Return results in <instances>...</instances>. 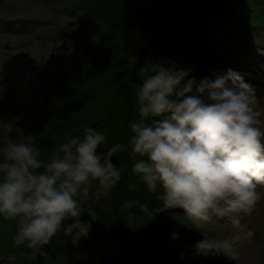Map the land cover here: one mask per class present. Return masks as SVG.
Instances as JSON below:
<instances>
[{
    "label": "clouds",
    "instance_id": "clouds-1",
    "mask_svg": "<svg viewBox=\"0 0 264 264\" xmlns=\"http://www.w3.org/2000/svg\"><path fill=\"white\" fill-rule=\"evenodd\" d=\"M213 75L185 79L188 70L174 61L146 60L136 72L138 119L129 122L127 144L115 143L103 152L98 148L106 135L86 126L82 136H68L43 160L33 135L0 122L6 136L14 131L20 136L0 145V215L18 222L14 245L46 255L44 247L58 233L74 246L87 238L91 221L80 219L83 205L118 185L121 171L111 162L118 152L129 153L132 172L149 192L159 186L160 211L181 209L201 226L214 216L251 213L264 198L258 191L264 185V113L257 110L254 87L238 72ZM252 236L249 230L247 237ZM172 238H178L175 232ZM227 247V241L206 238L195 244L204 255L226 254Z\"/></svg>",
    "mask_w": 264,
    "mask_h": 264
},
{
    "label": "rangeland",
    "instance_id": "rangeland-1",
    "mask_svg": "<svg viewBox=\"0 0 264 264\" xmlns=\"http://www.w3.org/2000/svg\"><path fill=\"white\" fill-rule=\"evenodd\" d=\"M0 1H2L0 4L3 5L0 9L2 12L7 13V9L23 14V17L21 15L13 18L4 15L3 18L0 17V122H10L13 125L12 120H14L13 126L24 135H28L30 124L35 119L33 113H36L35 116L40 114V117L45 119L49 116V109L54 107L55 102L60 101L57 95L46 93V90L41 86V83L46 79L42 70L51 69L58 63L59 70L69 69L78 64L77 60L82 59L83 56L89 62L88 70L91 65V68L94 66L96 69L94 75L89 79L91 80L90 84L96 90L90 98L96 99V102L103 98L102 101L104 100L108 105L111 103L108 108L114 112L115 117L110 118V122L122 117L127 111V102L122 98L119 102L120 95L112 91L113 88L115 89V83L118 82L116 80L118 75H112L110 78V70L101 69L98 66L99 61L97 60V62L92 55L87 58L89 52L87 53V47L83 43L84 35L85 40L93 37L90 33L97 29V23L89 21L83 24L81 22L72 23L68 10H63L64 7L70 5L72 0ZM247 1L252 6L250 0ZM38 7H40V12L36 17L34 8ZM252 8L255 9V13L252 12L245 17L239 13V16L246 21H262L264 11L259 7L252 6ZM260 23L262 25H252L253 23H251L253 32H257V37L252 42L253 48L256 47L257 51H262L260 47H264V23ZM241 30L244 32L233 27L230 31L236 38L251 34L246 28ZM228 41L229 39L223 41L221 52L222 49L227 48ZM237 44L238 46L242 45L238 39ZM252 57L255 61L261 59L256 51ZM248 64L252 67L250 63ZM51 70L54 72V68ZM252 71H255L254 67H252ZM241 72L242 70H239L238 73ZM29 83L34 84L31 86ZM259 83L249 84L255 89L257 110L264 113L262 97L264 86ZM136 84H139V80H136ZM136 88L132 87L129 93L131 94V90H136ZM131 95L128 98L129 101L135 98V92L133 97ZM73 103L74 101L68 102L69 105ZM100 108L95 102H92L88 110L78 107V105L73 108L68 119L78 125L79 131L74 135L82 136L84 127L97 124L92 117H95L96 114L97 117L99 116ZM261 119L264 120V115L261 116ZM113 123L110 126L102 124L101 129H97L106 135V142L117 141L119 132L115 130L117 127ZM4 131L5 129L0 127V145L9 140L18 141L20 139L17 131L11 133L10 136H6ZM44 134L41 132L34 136L35 146L40 145L39 140ZM31 135L33 134L31 133ZM106 142L100 147L105 148ZM38 148L41 149L40 158L47 160L51 151L48 152L42 146H38ZM97 187V183L93 181L92 191L95 192ZM157 191L160 194L159 186ZM157 194L158 192H149L145 189V185L140 181H135L120 188L115 187L114 201L110 200V195L104 196L103 194L100 197L101 200L99 199L100 202L95 198L88 200L83 205L85 211L80 219L91 221V229L88 237L81 238L78 242L81 251L61 232L56 234L54 241L44 247L43 251L46 255L34 253L30 249V252L24 256L22 248L13 244V221L1 219L0 216V256L6 262L2 261L0 264H112L113 262L119 264H264V231L259 233L261 232L259 228L262 227L264 230V220L257 221L253 212L234 214L232 218L214 216L211 222L201 226L189 219L180 209L156 215L152 210L143 213L136 209L135 216L129 212V207L124 206L125 201H135L141 205L147 202L150 206H155L153 208L156 210L162 209L163 205L157 199ZM151 196L155 197L154 203L151 202ZM112 203L113 206L115 204L116 209L113 214L115 218L113 217L110 223L92 219L87 212L89 205L107 210L111 208ZM262 211L264 212V207ZM261 215L264 218V214ZM234 221H238V223ZM155 222L164 223L165 227H170L173 232L157 238L155 236L157 232L151 227ZM16 226L17 234L18 222H16ZM249 230L253 232L250 239L247 237ZM174 232L178 236L177 239L172 238ZM204 238L212 241H227L229 247L223 249L226 254L222 252L207 255L198 254L195 244ZM176 248H180V251L176 252ZM169 260L171 261L169 262Z\"/></svg>",
    "mask_w": 264,
    "mask_h": 264
},
{
    "label": "trees",
    "instance_id": "trees-1",
    "mask_svg": "<svg viewBox=\"0 0 264 264\" xmlns=\"http://www.w3.org/2000/svg\"><path fill=\"white\" fill-rule=\"evenodd\" d=\"M84 1L87 2L88 0ZM89 1L87 17L95 13V16L102 22V27H100L98 36L94 35V39L88 38L85 42L89 51L87 58L92 55L96 61H99L98 66L101 69L110 70L111 73L108 71L110 78L112 75H118L116 79L118 82L115 83V89L113 88L112 91L120 95L119 102L121 98L127 102L130 95H134L136 90H131V94L129 92L132 87L135 89L138 85L136 84V80H138L136 72L140 65L149 59L156 61L167 58L174 61L178 68L188 70V77L185 79L195 77L198 81L205 77L209 65L208 61L212 58L217 44L213 36V26L207 25L208 17L213 14V9L210 6L213 0L197 2L196 17L182 23L179 31H177V25L181 19L186 17L189 11V6L185 5L184 0ZM189 4L193 6L192 0ZM88 63L85 56H83L79 60V64L66 70L60 71L59 63L56 66L53 65L55 70L53 78L55 80L49 81L51 84H57L56 93L62 95L65 99L55 106L52 119L41 122L39 118L31 124L33 125L31 131L34 134L42 128L47 129L38 146L46 148L48 152H52L60 143L65 142L68 136L76 133L71 130L78 129V125L68 119L76 105L88 110L92 102H95L101 108L98 113L99 116L97 117L96 114L92 118L94 120L103 119V123L110 122V118L115 117L114 112L108 108L111 103L108 105L104 100L102 101L103 98H100L101 100H98V102H96V99L90 98L96 90L90 84L91 80L89 79L94 75L96 69L94 66L91 68V65L90 70H88ZM125 80H127L126 83ZM73 101L72 105L68 104V102ZM130 102V118L127 111H125L121 118L112 121L119 122V131L122 136H124L126 128L128 135H131L128 127L129 122L138 119L136 97ZM116 130L118 131V129ZM133 163L134 161L128 157L121 171V177L124 181L139 179L132 172ZM145 189H147L146 185ZM156 192L159 195V191ZM151 198V202L154 203L156 201L155 197L151 196ZM143 205H147L146 210L141 208V204L134 203L129 207V212L136 216V209L143 213L156 210L153 208L155 206L152 207L147 202ZM88 208L87 212L94 213L95 219L103 223H110L114 217L115 212L112 209L104 210L94 208L92 205H89ZM116 214L118 213L116 212ZM71 222V220L67 221V223ZM151 227L157 232L155 235L157 238L169 234L170 227H165L164 223L155 222ZM55 237L56 235L52 237L51 241H54ZM70 242L72 243L71 239ZM75 246H78V250H82L79 243ZM112 264L119 263L113 262Z\"/></svg>",
    "mask_w": 264,
    "mask_h": 264
},
{
    "label": "bare ground",
    "instance_id": "bare-ground-1",
    "mask_svg": "<svg viewBox=\"0 0 264 264\" xmlns=\"http://www.w3.org/2000/svg\"><path fill=\"white\" fill-rule=\"evenodd\" d=\"M1 7H3V5L1 4L0 5V9H1ZM5 7V9H6V6H4ZM6 11H7V16L8 17H11V18H13V17H17V16H19V15H21V17H23V14L21 13V12H12V11H8L7 9H6ZM34 11H35V14H36V17H38L39 16V12H40V7H38V8H34Z\"/></svg>",
    "mask_w": 264,
    "mask_h": 264
},
{
    "label": "water",
    "instance_id": "water-1",
    "mask_svg": "<svg viewBox=\"0 0 264 264\" xmlns=\"http://www.w3.org/2000/svg\"><path fill=\"white\" fill-rule=\"evenodd\" d=\"M98 152H103V151H98ZM112 159V158H111Z\"/></svg>",
    "mask_w": 264,
    "mask_h": 264
}]
</instances>
